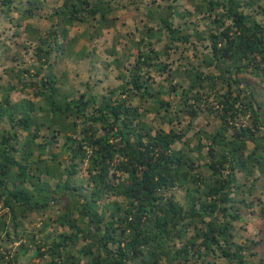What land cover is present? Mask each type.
Instances as JSON below:
<instances>
[{
  "label": "trees",
  "instance_id": "1",
  "mask_svg": "<svg viewBox=\"0 0 264 264\" xmlns=\"http://www.w3.org/2000/svg\"><path fill=\"white\" fill-rule=\"evenodd\" d=\"M162 1L135 0L134 63L116 60L121 85L101 96L59 66L98 63L70 31L101 38L115 0H63L45 30L30 21L46 0H0L15 28L0 67L17 63L0 75V264H264V229L245 220L264 221V0ZM174 50L194 57L173 71Z\"/></svg>",
  "mask_w": 264,
  "mask_h": 264
},
{
  "label": "rangeland",
  "instance_id": "2",
  "mask_svg": "<svg viewBox=\"0 0 264 264\" xmlns=\"http://www.w3.org/2000/svg\"><path fill=\"white\" fill-rule=\"evenodd\" d=\"M150 7L154 6V2L167 4V1L162 0H146ZM135 0H115L114 6L118 8L117 10V20L116 27L111 29H104L102 32L103 35L101 38L96 40L95 42L88 41L87 38L84 37V33L87 29L86 26H77L71 29L70 37L75 38L78 37L76 45L73 50L78 53L83 48H87L90 52L95 53L96 57L99 59L96 64V60L93 58L86 59L84 61L78 62L76 58L73 56L72 58H66L62 64H60V70L67 69L68 74V83L69 86L74 88L77 92V95H80L84 92L86 88V84L92 86L93 91L95 93L105 95L109 88L119 87L121 85L120 70L117 68L115 64L116 60H120L125 63V65H129L134 63L135 55L137 54L136 50L133 48V41H139V30L142 28L144 23L148 21L147 10L145 9V5L140 8H135L134 5ZM180 7V11L190 10L194 12V8L189 3V0H175ZM47 7L44 10L38 12L39 18L35 20H31L30 22L34 25V27H40L42 29H49L51 24L46 20V15L51 13L55 7H59L62 5L63 0H46ZM259 21H262L261 17H258ZM194 23H200L199 30L204 29L205 22L202 20V16H194L192 18ZM178 23V20L175 21ZM13 26L8 24L7 22H2L0 24V30L5 31V35L12 36L14 32ZM26 37V35L24 36ZM4 38V37H3ZM9 45H12L8 41ZM164 43L162 42L161 45ZM207 42L198 45V51L202 54L209 53V49L207 48ZM205 45V46H204ZM16 49L13 48V52ZM131 51V52H130ZM130 52V53H129ZM23 59L26 63H33L32 53L27 54L26 52L22 53ZM189 57L193 59L194 54L190 53H176L175 50L170 52L169 58H165L164 61L170 65V69L175 71L181 63H185L184 58ZM95 61V62H94ZM17 63L7 62L5 66L0 67V75H2L3 79L1 84H7L9 82L8 76L4 75L5 68L16 66ZM238 73V72H237ZM158 75V74H157ZM153 74L156 83L164 82V77L157 76ZM237 77L242 78L243 76L239 73ZM21 96L19 93L13 95L15 101L20 99ZM199 128L211 129L212 125L208 126L207 120L200 119L198 121ZM168 130V128H166ZM192 132L189 137H193L196 133ZM195 144L193 143L192 146ZM181 145H177L176 148H180ZM183 192H178V198L181 199ZM246 222L249 223V232L253 237H257L259 230L264 229V221H261L256 216L247 215L245 218ZM28 257H22L20 260V264H27ZM38 261H36L37 263Z\"/></svg>",
  "mask_w": 264,
  "mask_h": 264
},
{
  "label": "water",
  "instance_id": "3",
  "mask_svg": "<svg viewBox=\"0 0 264 264\" xmlns=\"http://www.w3.org/2000/svg\"><path fill=\"white\" fill-rule=\"evenodd\" d=\"M237 74H238V73H237ZM237 74H236V75H237ZM263 74H264V72H263Z\"/></svg>",
  "mask_w": 264,
  "mask_h": 264
}]
</instances>
